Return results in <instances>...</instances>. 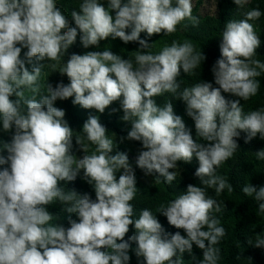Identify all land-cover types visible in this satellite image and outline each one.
<instances>
[{
    "label": "clouds",
    "instance_id": "9594fccd",
    "mask_svg": "<svg viewBox=\"0 0 264 264\" xmlns=\"http://www.w3.org/2000/svg\"><path fill=\"white\" fill-rule=\"evenodd\" d=\"M250 2L232 0L242 18L224 25L212 81L181 89V71L192 74L206 56L188 40H173L154 53L153 43L140 34L170 35L185 20L196 25L191 0H80L70 14L74 26L58 0H0V133L10 134L8 142L0 140V264H130V251L137 264H182L185 253L191 264H219L225 228L213 213L222 205L207 189L217 196L233 191L217 169L237 151L241 133L246 143L257 136L264 140V108L245 113L241 107L257 94V78L264 74L254 25L264 13L258 7L244 11ZM78 35L84 49H99L109 38L138 47L128 58L104 47L72 53L65 62ZM54 71L66 75L68 83L53 87L47 77ZM165 93L183 102L195 136L174 113L172 100L157 104L155 98ZM70 97L73 105L97 113L118 101L119 119L131 126L119 142L140 143L135 168L145 176L155 174L156 183L173 186L177 162L195 158L193 175L200 184L187 185L156 211L184 235L166 232L147 208L133 219L131 201L139 189L127 153L110 154L116 134H109L98 115L83 123V136L74 135L65 110L54 106ZM73 137L82 157L72 151ZM89 145H95L91 155ZM254 155L264 160V148ZM81 171L94 200L60 183L74 181ZM241 192L256 202V215L264 216V186L247 183ZM53 202L69 214L67 227L53 223L57 217L47 207ZM129 225L135 232L125 239ZM247 243L264 249V235L257 233ZM193 245L202 259L193 254Z\"/></svg>",
    "mask_w": 264,
    "mask_h": 264
},
{
    "label": "trees",
    "instance_id": "16d2710c",
    "mask_svg": "<svg viewBox=\"0 0 264 264\" xmlns=\"http://www.w3.org/2000/svg\"><path fill=\"white\" fill-rule=\"evenodd\" d=\"M200 1V0H197ZM214 11L198 19V23L193 25L190 21L185 20L177 26V31L170 35L153 34L151 37H147L145 33H141L140 37L147 39L149 43H153L152 51L154 53L159 52L165 45H170L173 40L183 42L185 40L190 41L195 46L196 50H201L206 56L205 61L202 62L201 68L194 70L192 74H184L181 71L178 81L181 85V89L184 87H191L200 80L211 82L213 77L210 71L212 64L219 58V43L220 35L223 31L225 23L230 19H241V10L237 9V6L232 3V0H213ZM80 0H58L57 7L61 8L65 14H68L70 26H74L71 21V11L79 7ZM107 7V4H104ZM259 8L264 13V0H251V2L245 6L244 11L252 8ZM114 14V13H113ZM194 16V14L192 13ZM256 31L259 34L261 41L260 47L256 50L260 59L264 62V14L258 21L254 22ZM104 47H109V50L114 54H119L122 58L131 57L133 51L138 47L137 43H122L118 38L115 40L106 39L100 42L99 49H84L79 42V35L77 36L76 43H74L65 53L63 60L66 62L68 56L72 53L83 54L86 51L98 50L102 51ZM23 51L21 55H23ZM40 63H44L41 61ZM54 63V62H51ZM26 67L30 66L26 65ZM49 70L47 64L43 69L44 76L46 78V71ZM58 76L65 84L68 83L66 75H61L58 72ZM260 81V88L257 94L250 97L247 101H241V107L245 113L264 108V74L257 78ZM47 81L48 77H47ZM44 79L42 78L41 84L43 85ZM215 87L216 85L213 84ZM43 92V87H42ZM30 93L26 92V96L30 97ZM226 99H237L229 94L222 93ZM157 104L163 105L168 100H172L174 113L179 115L184 121L187 128L192 131L195 136L194 123L190 117L185 114V106L179 99H173V94L165 93L160 97L155 98ZM72 98L65 100L64 110L65 117L69 126L74 130V135L79 134L83 136L82 132H79L83 123L90 115H98L99 121L108 130L109 134H116L117 147L110 153L114 155L116 151L126 152L129 158V162L133 165L137 178V188L139 191L134 197L131 203L134 208L133 219L139 217V213L142 209L151 210L161 223L164 230L168 233H175L179 231L181 235H184L183 229H176L175 227L167 223L166 217L160 213H156L157 209L161 205H166L169 200L174 199L180 192L186 189L189 184L199 185L200 182L193 173L198 167V162L193 158L191 163L177 162L179 166V175L176 181L173 182V186L164 184L162 181L156 183L154 181V175L145 176L143 171L135 168V155L137 152L130 154L128 143L134 146L141 147L138 141L124 140L119 142L121 137L126 136L127 131L130 130V124L123 122L119 119L122 112L119 110L118 101L112 102L103 113H97L94 109H84L78 104H72ZM55 104V103H54ZM117 111L112 112V109ZM195 138V137H194ZM0 140L8 142L10 140V134L0 133ZM85 143H88L85 141ZM238 149L233 156L224 162L217 174L225 177L228 182L233 186V191L229 193L227 189L224 190L219 196L216 195L214 189H207L209 196L221 203V212L213 213L220 224L225 228V236L222 238L218 247L220 248L221 259L219 264H264V249L255 248L247 243L249 239H255L256 234L260 233L264 235V216L256 215V202L245 196L241 192V188L249 183L257 188L264 186V160H256L254 153L264 148V140H261L259 136L252 138L247 143L245 142V134L241 133L237 140ZM73 153L79 158L82 157V151L78 150V146L75 143V137L72 138ZM95 151V145H89L88 155L93 154ZM6 167V165H5ZM83 172L77 176L74 181L63 184L66 190H75L77 193H88L91 199H95V193L92 187L84 180L81 179ZM119 173H117V176ZM224 205V206H223ZM48 210L53 213L57 219L53 221L56 224H62L67 227V217L69 214L62 211V206L58 202L47 206ZM73 219L76 217L73 215ZM135 229L132 225H129V232L126 234L125 239L129 235H133ZM135 247V244H132ZM193 254L199 259H202L201 250L193 245ZM130 264H137V258L130 251ZM182 264H191V259L187 253L182 257Z\"/></svg>",
    "mask_w": 264,
    "mask_h": 264
},
{
    "label": "rangeland",
    "instance_id": "374dc122",
    "mask_svg": "<svg viewBox=\"0 0 264 264\" xmlns=\"http://www.w3.org/2000/svg\"><path fill=\"white\" fill-rule=\"evenodd\" d=\"M191 2H192V13L194 14V17H196L197 19L209 13H212L214 11V1L213 0H200V1L191 0ZM49 71L50 70L46 71V76L48 75ZM48 80H49V83H51L54 87L57 82L61 81V78L58 76V72L54 71L50 73V75L48 76ZM54 103H55L54 106L64 109L65 100L64 101L57 100ZM127 145L130 149V152H129L130 154L134 152H137L138 154V151L141 149V147L134 146L129 143ZM137 154L135 155V159H136Z\"/></svg>",
    "mask_w": 264,
    "mask_h": 264
}]
</instances>
